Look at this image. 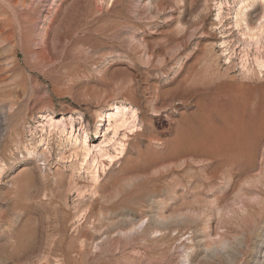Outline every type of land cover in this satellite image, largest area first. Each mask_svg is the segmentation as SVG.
<instances>
[{
    "label": "rangeland",
    "instance_id": "obj_1",
    "mask_svg": "<svg viewBox=\"0 0 264 264\" xmlns=\"http://www.w3.org/2000/svg\"><path fill=\"white\" fill-rule=\"evenodd\" d=\"M263 37L264 0H0V264H264ZM117 106L93 179L47 121L95 157Z\"/></svg>",
    "mask_w": 264,
    "mask_h": 264
},
{
    "label": "bare ground",
    "instance_id": "obj_2",
    "mask_svg": "<svg viewBox=\"0 0 264 264\" xmlns=\"http://www.w3.org/2000/svg\"><path fill=\"white\" fill-rule=\"evenodd\" d=\"M255 44L256 50L260 54L255 57L254 64L260 71H262L264 69V37L258 39ZM247 62L248 57L243 59V63ZM107 118L109 123L108 131L112 130L113 134L111 137H107V134L104 136L105 141L103 143H105V146L103 148H100L99 151H97L95 157H91L93 149L89 145L88 136L84 135L80 137L79 135L74 133V127L72 123H66L64 121H55L54 118H50L47 121V124L49 125L50 129H54L53 131L59 133L62 136H67L68 140L73 145L81 146V149L83 151V165L87 166V168L90 169L91 175H93V179H97L98 172L101 168V165L103 164V159L109 160L110 162L114 159L112 156H110L107 149L108 147L112 146L117 150L119 154L125 151V144L123 142L118 141L119 132L122 128H135L138 120V115L136 111L127 109V107L117 106L111 114L107 115ZM64 120L66 119L64 118Z\"/></svg>",
    "mask_w": 264,
    "mask_h": 264
}]
</instances>
